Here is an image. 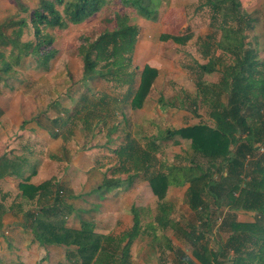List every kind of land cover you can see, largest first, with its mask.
Listing matches in <instances>:
<instances>
[{"label":"trees","instance_id":"trees-1","mask_svg":"<svg viewBox=\"0 0 264 264\" xmlns=\"http://www.w3.org/2000/svg\"><path fill=\"white\" fill-rule=\"evenodd\" d=\"M111 1L120 6L114 20L122 18L123 25L94 37L81 35L78 57L82 76L110 84L112 93H93L86 88L72 108H61L63 114L50 121L48 131L54 138H68L75 128L85 137L103 134L104 146H112L114 160L99 186L102 196L146 180L157 200L154 219L141 227L132 206V226L121 237L98 233L86 221L80 222L79 229L70 228L66 223L76 210L64 201L62 188L51 180L34 186L26 178L18 185L24 200L53 196L48 207L25 213L33 238L41 244L76 248L72 255L68 253L65 263L58 264H67L72 258L75 261L70 264H132L130 248L145 229L153 234V243H157V231L171 229L191 248L189 256L162 237L175 264H264V58L247 41L246 34L254 24L239 0H205L219 37H197L195 46L205 62L182 63L184 69L196 75L194 95L190 98L185 93L175 100L160 95L156 100L159 107L166 108H184L188 100L193 110L205 108L208 124L167 127L139 141L117 121L125 106L132 110L144 106L158 77L154 67L145 65L140 70L132 65L139 27L130 19L155 21L159 5L156 0H37L32 9L15 0L17 18L8 17L0 23V83H6L15 69L25 66L48 71L57 54L55 34L100 13ZM26 32L30 38L24 41ZM189 39L187 35L162 36L164 41L181 45ZM213 73L220 75L218 83L202 82L203 75ZM119 137V143L112 145ZM175 138L190 142L185 163L180 156L171 162L157 161L156 154ZM25 163L2 156L0 179L19 177ZM173 171L184 176L193 172L182 182L187 185L182 203L195 214L197 224L185 229L172 219L173 208L166 202ZM5 213L0 199V228ZM238 213L251 215V220L239 219ZM223 234L225 239L217 237Z\"/></svg>","mask_w":264,"mask_h":264},{"label":"rangeland","instance_id":"rangeland-1","mask_svg":"<svg viewBox=\"0 0 264 264\" xmlns=\"http://www.w3.org/2000/svg\"><path fill=\"white\" fill-rule=\"evenodd\" d=\"M156 1L159 5L155 21L133 17L130 19L139 27V35L132 55V65L140 70L145 65L154 67L158 71V77L147 102L141 109L132 110L129 106H125L117 116L121 128L139 141L145 137L156 136L167 127L177 129L197 123L208 124L205 108L200 107L193 110L189 106L188 100H186V107L184 108H161L156 100L160 95L168 100L180 99L185 93L191 98L195 92L197 78L195 74L183 69L181 65L183 62L190 64L192 60L199 63L205 62L195 46L197 37L204 38L209 34H212L215 40L219 37V33L212 26L211 11L205 5V0ZM21 2L29 9L34 8L37 4V0H21ZM239 2L241 9L250 15L254 24L253 30L246 34L247 41L256 48L260 58H264V0H239ZM119 11L120 6L116 1H111L100 13L79 24L69 25L64 32L55 34L54 47L57 54L51 60L48 71L40 72L34 70L32 66H25L21 69H15L6 83H0V108L8 109L12 100L18 102V109L22 102L29 106L28 115H25L26 119L21 121L22 124L16 127L15 131L23 128L27 122L34 121L45 129L51 127L50 121L63 113L61 108H72L74 102L86 88L93 93L98 91L112 93L113 87L110 84L99 78L82 76L81 61L78 57L81 47L78 38L81 35L94 37L104 30H113L116 25L120 27L123 25L122 18L114 20V13ZM17 13L18 7L15 0H0V23L8 17L17 18ZM18 16L24 17L25 14ZM163 35H187L190 39L181 45L170 40H162ZM29 38L30 34L26 32L23 40L26 41ZM27 61L30 60L27 59ZM220 78L218 73H213L203 75L201 80L206 84H215L220 81ZM0 129H4V127L1 126ZM53 129L55 128L53 127ZM15 131L11 133L12 137L17 133ZM72 135L73 137L66 138L70 150L73 151L74 155L77 152H84L88 155L95 154L94 168L96 169L86 172L85 178L81 179L82 181H77L78 178L74 176L73 179L76 181L74 184L81 185V182L86 181L91 185H96L105 174L104 169H102L103 166L111 165L114 160L111 153L102 147L104 136L101 135L91 141L89 136L85 137L78 128L73 130ZM59 136L53 139L55 152L60 151L65 141L64 136ZM11 139L9 138L0 148L2 152L4 150L6 152L14 151V148L9 146L12 144L8 143L9 140L12 141ZM18 139L16 138V140ZM120 140V137L116 138L112 145L118 144ZM189 153L190 142L175 138L161 152L156 154V159L159 162H171L176 156H180L181 161L185 163V157ZM101 165L102 167L99 169ZM183 174L176 171L170 174L172 183L167 190L166 202L171 204L173 208L172 219L185 229L197 224V220L195 214L182 203V196L187 187L182 182L189 179L193 172L188 171L185 176ZM175 180L178 181L175 182ZM135 184L129 191L122 187L118 193L112 192L109 199L99 203L102 214L95 221L97 228L100 229V232L97 231L98 233L121 237L123 233L129 231L132 225L130 210L132 206L138 212L141 227L153 222L157 200L146 180H139ZM237 217L246 220L250 219L251 215L238 213ZM152 235L150 231L145 229L143 234L139 235L133 242L130 255L135 262L145 260L149 264L153 262L155 264H175V257L165 250L162 237L170 239L175 246L186 250L187 254L191 255L190 246L181 242L178 239L179 235L171 229L165 232L157 231L155 237L158 239L157 243L152 242ZM220 236L223 239L226 237L224 234L217 237Z\"/></svg>","mask_w":264,"mask_h":264},{"label":"crops","instance_id":"crops-1","mask_svg":"<svg viewBox=\"0 0 264 264\" xmlns=\"http://www.w3.org/2000/svg\"><path fill=\"white\" fill-rule=\"evenodd\" d=\"M181 67L183 68L182 65ZM14 101L10 102L8 109L4 107L0 108V127H4V129H0V148L9 138H12L11 140L13 141V143L10 140L8 141L9 144H12L9 146L14 148V151L10 150L6 152L4 150L5 153L0 149V159L2 156L8 155L11 158L22 159L26 163L19 177L0 179V199L6 207V213L3 217L2 227L0 228V264L65 263L68 253L72 255L76 248L37 242L27 226L28 223L25 221L27 210H39L41 207H48L52 204L53 196L46 194L45 197H34L33 199L24 200L21 198V192L18 189L19 183L28 178L27 183L38 186L51 180L54 186L57 185L62 188L63 193H61L63 194L64 201L76 210L68 218L66 226L79 229L80 222L86 221L94 226L96 232H100V229L97 228L95 221L102 214L99 203L106 201L112 192L118 193L119 190L111 191L107 195L102 196L99 189L102 180L105 176H108L107 170L111 166L110 164L103 166L102 169H104L105 174L96 185H91L86 181H83L85 183L81 182V185L74 184L76 182L73 179L74 176L78 178V181L85 178L86 172L89 170H96L94 168L95 154L88 155L84 152H77L74 155L73 151L68 147L69 142H67L68 140L65 137L60 151L55 152L53 150V139L56 138L49 134L48 127L45 129V127L39 125L36 121L27 122L23 128L15 131V128L22 124L21 121L26 119L25 115H28L29 106L22 102L18 109V102ZM14 131L17 133L12 137L11 133ZM101 135L103 134L96 137ZM16 138L19 139L16 140ZM88 138L91 141L95 139ZM102 147L109 153L112 146L105 147L103 143ZM101 167L102 165L99 166V169ZM135 183L127 191L133 188L136 185ZM88 217L90 219H87ZM246 220L250 221L251 217ZM131 260L132 264H147L145 260L140 262H135L132 258ZM74 261L75 258H72L67 264ZM152 264H155V262Z\"/></svg>","mask_w":264,"mask_h":264}]
</instances>
